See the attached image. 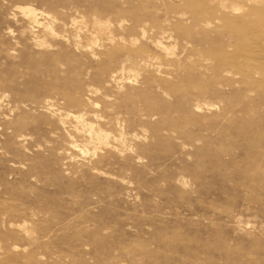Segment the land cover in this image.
Wrapping results in <instances>:
<instances>
[{
	"label": "rangeland",
	"instance_id": "rangeland-1",
	"mask_svg": "<svg viewBox=\"0 0 264 264\" xmlns=\"http://www.w3.org/2000/svg\"><path fill=\"white\" fill-rule=\"evenodd\" d=\"M97 21L111 36L95 42ZM249 56L264 59V0H0V264H264V73ZM83 109L126 121L124 147L86 146L65 117Z\"/></svg>",
	"mask_w": 264,
	"mask_h": 264
},
{
	"label": "bare ground",
	"instance_id": "bare-ground-1",
	"mask_svg": "<svg viewBox=\"0 0 264 264\" xmlns=\"http://www.w3.org/2000/svg\"><path fill=\"white\" fill-rule=\"evenodd\" d=\"M245 6L244 5H241V4H237V5H233L232 6V12L234 13V14H239V13H241V12H243L244 10H245ZM23 12V11H22ZM26 16H27V18L29 19V20H31V22H33V23H35V24H39L38 23V18H37V11H36V9H32V8H26V9H24V12H23ZM41 17V16H40ZM54 20H56L55 18H54ZM62 22V21H61ZM73 23H75L76 21L75 20H73L72 21ZM122 24H123V21H122ZM75 25V24H74ZM61 26V25H60ZM68 24L67 23H63L62 22V28L63 29H65V31H66V29H68ZM76 26V25H75ZM112 27H113V25H111ZM121 26L122 25H120L119 24V27L121 28ZM96 27H97V31L95 32V35H96V37H95V42H98L99 41V38H100V36L101 35H106V34H109V36H111V30H110V27L108 26V24H106L105 22H99V21H97L96 22ZM48 32H49V34H51V35H53L54 37H63L64 36V34L65 33H60V32H57L55 29H54V27L53 26H50L49 28H48V30H47ZM64 31V32H65ZM154 31V30H153ZM68 32V31H67ZM66 32V33H67ZM146 33V32H145ZM152 34V33H151ZM143 37H146V34L143 36ZM122 40V39H121ZM145 40V39H144ZM178 41V40H177ZM211 41V39H209V38H207V39H201V43H199V45L197 46V48L195 49L194 48V51L193 52H195L197 55H199L200 57H204V56H206L207 55V51H205L204 49H202V44H204V43H207V42H210ZM136 42V41H135ZM112 43H113V41H112ZM138 43V42H137ZM157 45H158V47H160V48H162V49H164L166 52H168V53H166L167 55L168 54H172V56L170 57L169 55V59L167 58V60H165L166 62H168L169 63V66H170V64L172 65L174 62H176L178 59L180 60V58H176V60L175 59H173V58H175L176 57V52H174L175 51V49H173L174 51H172V48H171V45H167V44H164V42L163 41H161V40H158L157 42ZM177 44V43H176ZM175 44V45H176ZM173 45V44H172ZM176 46H179V45H176ZM175 46V47H176ZM220 47H221V49L223 48V49H229V48H233L234 46L233 45H224V44H222V45H220ZM159 48V49H160ZM174 48V47H173ZM178 48V47H177ZM176 48V49H177ZM130 50V49H129ZM182 50H183V52H186L187 50H188V48H187V45H185V44H183L182 45ZM131 51L133 52L134 51V49H131ZM188 52V51H187ZM141 54H146L147 55V57L149 58V60H153V59H160L161 60V58L157 55V54H155V53H153L152 51H146V50H142L141 51ZM174 56V57H173ZM248 56V54H245L244 55V57H247ZM257 57H261V55H260V53H258L257 55H256ZM213 57V59H215V60H217V58H216V56H212ZM211 57V58H212ZM249 59H251L252 61H255L256 63H258L259 65V67L257 68H255V72H261V73H264V59H259V58H255V56H249L248 57ZM182 60V59H181ZM128 62H129V60L127 61V63L126 62H124L123 63V66H122V68H121V77H118L117 75H115L116 73H114V74H111L110 75V80L111 81H116V83H119V81L120 80H122L123 79V76H124V74L127 72V73H130V75H131V72H134L133 70H131L130 68H132L133 66H129V68H127L128 66ZM223 62V60L221 61V63ZM144 63H146V62H144ZM177 64H178V62H177ZM195 64H197V63H195ZM231 64H232V66L233 67H236V68H239V69H241L242 67V62H238V61H235V62H231ZM142 65H138V67L140 68ZM147 66V65H146ZM198 66V65H197ZM188 67V66H187ZM195 68H196V66H195ZM203 68V67H202ZM142 69H143V67H142ZM243 69V68H242ZM202 70V69H201ZM251 70V69H250ZM200 71V70H199ZM130 75L128 76V77H130ZM190 75V74H189ZM204 75V74H203ZM169 76V75H168ZM173 76V75H172ZM215 77V76H214ZM125 78V77H124ZM133 78V75L131 76V79ZM216 78V77H215ZM162 79H163V81L164 82H168L167 81V77H162ZM130 80V79H129ZM150 81V80H149ZM149 81H147V82H149ZM162 81V80H161ZM160 81V82H161ZM171 81V80H170ZM172 82V81H171ZM171 82H170V84H171ZM154 83V82H153ZM162 83V82H161ZM163 84V83H162ZM170 86V85H169ZM149 87V86H148ZM151 87V86H150ZM179 87V86H178ZM174 89H176V88H174L173 87V90ZM176 91V90H175ZM79 92V91H78ZM91 92H93V90H89L88 91V94H87V96H89V93H91ZM84 94V93H83ZM202 94V93H201ZM208 95V94H207ZM64 96H66V95H64ZM63 96V97H64ZM74 97V96H73ZM72 98V97H71ZM70 98V99H71ZM78 98V97H77ZM73 100V99H72ZM49 101V100H48ZM56 101V100H55ZM92 100H90V98L89 99H87L86 100V103H85V105L87 106V105H89V106H91L93 103L91 102ZM74 102H76V101H74ZM68 104V103H67ZM76 103H72V105H75ZM77 104L80 106L81 105V103L79 104V102H77ZM83 104V103H82ZM98 104V103H97ZM77 105V106H78ZM100 105V104H99ZM78 106V107H79ZM88 107V106H87ZM202 107H204V106H202ZM54 108V107H53ZM65 108V107H64ZM197 108L199 109V108H201V106H199V105H197ZM63 109V108H62ZM59 111V110H58ZM61 111V110H60ZM78 111V110H77ZM56 113V112H55ZM85 115H88V112L85 110V109H83L82 110V112L79 114V115H71L70 113H67L66 115H65V117L66 118H73L74 119V121H75V123H76V126H75V129H76V131H77V133L81 136V138L83 139V142H84V144L86 145V146H91L92 148H93V150H94V152H95V154H96V152H98V151H104V150H107V149H112V148H115V149H118L119 148V146H121V145H123V147H124V145H125V139H126V136H127V134H126V132H125V127H126V121H123L121 118H111V117H109V116H106V117H102V119H101V117H97V116H94V117H96V121L97 122H101V124L99 125V126H95L92 122H88L87 121V119H85ZM64 117V116H63ZM62 124H65V118H63L62 120ZM115 131H118L119 132V139L118 138H115V137H113V134H114V132ZM112 138H115V142H118V144H116L115 145V143L112 141ZM121 144V145H120Z\"/></svg>",
	"mask_w": 264,
	"mask_h": 264
}]
</instances>
